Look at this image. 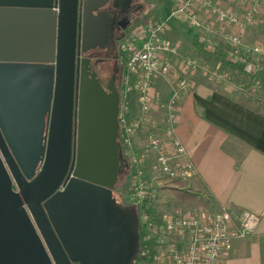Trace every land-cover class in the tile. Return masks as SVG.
I'll use <instances>...</instances> for the list:
<instances>
[{
  "label": "water",
  "instance_id": "water-1",
  "mask_svg": "<svg viewBox=\"0 0 264 264\" xmlns=\"http://www.w3.org/2000/svg\"><path fill=\"white\" fill-rule=\"evenodd\" d=\"M121 1L0 0V264H133L138 216L114 197L120 93L87 53ZM29 21L33 60L14 56Z\"/></svg>",
  "mask_w": 264,
  "mask_h": 264
},
{
  "label": "built area",
  "instance_id": "built-area-1",
  "mask_svg": "<svg viewBox=\"0 0 264 264\" xmlns=\"http://www.w3.org/2000/svg\"><path fill=\"white\" fill-rule=\"evenodd\" d=\"M228 1L234 8L218 0H172L167 17L139 23L120 42L124 66L118 86V142L129 171V182L121 191L122 204L138 216L139 244L133 264H219L232 240L252 236L260 224L261 215L251 211L235 213L228 206L212 211L211 197L205 191L196 192L199 204L188 209L158 211L162 192L193 193L190 183L198 176L178 134L180 104L191 83L174 63L179 49L167 36L171 19L185 15L190 25L206 30L202 41L208 46L220 37L229 47L225 60L240 65L247 78L236 82L221 72V63L210 66L189 54L180 55L186 67L234 91L258 95L263 89L257 78L263 72L264 46L249 43L245 36L263 2ZM157 77L170 81L167 97L154 91Z\"/></svg>",
  "mask_w": 264,
  "mask_h": 264
},
{
  "label": "crops",
  "instance_id": "crops-1",
  "mask_svg": "<svg viewBox=\"0 0 264 264\" xmlns=\"http://www.w3.org/2000/svg\"><path fill=\"white\" fill-rule=\"evenodd\" d=\"M147 1L152 11L161 12L160 18L167 17L172 11V0ZM218 1L224 7L234 8L231 1ZM262 2L259 17L245 31L251 44H264V0ZM195 13H200L199 6ZM34 30L33 23L29 21L25 26L23 43L27 52L14 56L28 60L38 57L35 52L38 39ZM206 33V30L190 25L185 15L179 14L169 23L167 36L179 49V55L173 57L174 63L191 83L190 91L180 104L178 134L196 165L198 176L190 183L194 192L187 191L193 199L177 196V189L165 190L158 198V211L188 209L199 204L196 192L205 191L211 197L209 205L212 211L228 206L235 213H257L261 215V221L256 232L248 238L232 240L219 264H264V103L259 105L260 102L256 103L247 96L236 97L231 88L214 86L211 79L182 63L180 55L184 54L205 63L209 61L207 59H213L216 65L223 61L219 59L223 55H214V52L227 45L220 37H214V44L208 46L202 41ZM231 67L246 80L240 65L231 64ZM260 78L264 76L257 79ZM154 91L167 97L171 91L170 81L157 77ZM262 95L264 93L259 96L261 99ZM176 197L182 200V207H171L178 200ZM189 201L194 204H188Z\"/></svg>",
  "mask_w": 264,
  "mask_h": 264
},
{
  "label": "rangeland",
  "instance_id": "rangeland-1",
  "mask_svg": "<svg viewBox=\"0 0 264 264\" xmlns=\"http://www.w3.org/2000/svg\"><path fill=\"white\" fill-rule=\"evenodd\" d=\"M147 2H148L147 0H122L118 8L109 12V15H110V19H109L110 32L108 35V43L106 45L105 51H107L108 54L110 55V57L113 58L111 60V62H112L111 65H115V68L116 67L120 68L119 80L121 78L120 73H122L121 71L123 70V66H124L122 54L120 51V42L124 39V36L130 30H132L134 27H136L139 23L146 21V20H157L161 16V12L160 11H152V9L150 8V5ZM258 44H260L261 46H264L263 43L258 42ZM207 60H209V61H206V64H209L210 66H215L217 63V62L213 61V59H207ZM200 61L204 62L203 60H200ZM260 63L263 67L262 68L263 72L260 75H258V78H259V76L260 77L264 76V59H262L260 61ZM105 68H109V66L105 67ZM233 68L234 67H231V64L226 63L224 60L221 61V68H220L221 72L226 73L228 76H230L236 82L242 81V79H243V81H245L244 76H241ZM196 73L201 74V72H199V71ZM203 75H205V74H203ZM108 76H109V73L105 74V71L103 70L102 77H104V79L107 80ZM259 80L261 81V83L263 85V89L260 90L259 92H257L258 95L260 96L262 93H264V78H260ZM210 82L218 88H225L226 87L223 84L216 82L214 80H211ZM117 86H119V82L117 83ZM232 92L235 93L236 97H246L247 96L249 99L251 98L252 100L256 101V103L260 102L259 105H261V103H264V100H262V99H264V95L261 96L262 97V99H261L257 94L245 95L241 91H234V90ZM126 173H127V175L125 176V180L123 179V175H122L121 176L122 181H120L117 184L116 189L114 190L115 194H117V196L119 197V199L122 202L124 201V199H123V194L121 193V191L124 190V188H126L128 182H129V173L127 172V170H126ZM177 193H179V194H176L177 196L178 195H180V196L184 195L185 198L193 199L192 195L190 197V194L187 191H179ZM184 196L181 198L183 199ZM178 198L179 197H176V199H178ZM191 202L192 201H189L188 204H194ZM175 206L176 207H179V206L182 207L183 206L182 200L178 199L173 204V206H171V207H175Z\"/></svg>",
  "mask_w": 264,
  "mask_h": 264
},
{
  "label": "flooded vegetation",
  "instance_id": "flooded-vegetation-1",
  "mask_svg": "<svg viewBox=\"0 0 264 264\" xmlns=\"http://www.w3.org/2000/svg\"><path fill=\"white\" fill-rule=\"evenodd\" d=\"M105 48H106V46L101 48V49H92V50H89L87 52L89 55L93 56L92 58H93L94 61H97V69H98V72H99V75L101 76V78H102V75H103V70L107 69V72L105 71V74H108L111 71L115 70V65H111L112 64L111 60L113 58L110 57V55L108 54L107 51H105ZM81 58H83V52H82ZM108 66H109V68H105V67H108ZM121 74L122 73H120V75ZM110 77H114V76H110ZM118 82H119V79H118ZM114 197L117 199L118 202L122 203V201L119 199L117 194H115V192H114Z\"/></svg>",
  "mask_w": 264,
  "mask_h": 264
},
{
  "label": "trees",
  "instance_id": "trees-1",
  "mask_svg": "<svg viewBox=\"0 0 264 264\" xmlns=\"http://www.w3.org/2000/svg\"><path fill=\"white\" fill-rule=\"evenodd\" d=\"M228 50H229V47H228V46H222L218 52H214V55H217L218 53H219V54H222L223 57H222V58H219V59L225 61L226 54H227ZM104 71L107 72V69H105ZM119 72H120V68H119V67H116L114 71H111V72L109 73V76H108L107 79H109L110 76H114L115 80H116L117 83H118ZM100 77H101V76H100ZM101 79H102L103 81L106 82V80L104 79V77H102ZM119 82H120V80H119ZM120 161H121V171H120V177H119V181H118V183H119L120 181H122V180H121V176H122V175H123V179L125 180V176L127 175L126 170H127V172L129 173L128 168H127V163H126V161H125V159H124V157H123L122 154H120Z\"/></svg>",
  "mask_w": 264,
  "mask_h": 264
}]
</instances>
